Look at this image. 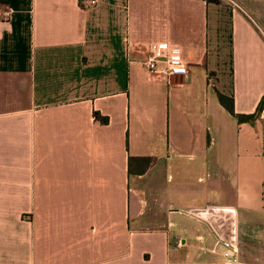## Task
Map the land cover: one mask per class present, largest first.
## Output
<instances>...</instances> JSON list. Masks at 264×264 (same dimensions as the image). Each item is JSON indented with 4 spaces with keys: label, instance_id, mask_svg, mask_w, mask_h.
I'll list each match as a JSON object with an SVG mask.
<instances>
[{
    "label": "crops",
    "instance_id": "obj_1",
    "mask_svg": "<svg viewBox=\"0 0 264 264\" xmlns=\"http://www.w3.org/2000/svg\"><path fill=\"white\" fill-rule=\"evenodd\" d=\"M233 1L0 0V264H264V0ZM164 42L186 76L142 66Z\"/></svg>",
    "mask_w": 264,
    "mask_h": 264
},
{
    "label": "built area",
    "instance_id": "obj_2",
    "mask_svg": "<svg viewBox=\"0 0 264 264\" xmlns=\"http://www.w3.org/2000/svg\"><path fill=\"white\" fill-rule=\"evenodd\" d=\"M227 1L233 8L239 9L233 0ZM97 3L98 0H83L86 7L96 6ZM2 17L7 20L10 17V11L5 10ZM141 64L152 76L167 82L173 77L188 74L187 65L180 58L179 47L167 42L150 44ZM262 197L264 198V183L262 184ZM236 251V247L231 245L226 254L228 259L223 264H237V258L233 257Z\"/></svg>",
    "mask_w": 264,
    "mask_h": 264
},
{
    "label": "trees",
    "instance_id": "obj_3",
    "mask_svg": "<svg viewBox=\"0 0 264 264\" xmlns=\"http://www.w3.org/2000/svg\"><path fill=\"white\" fill-rule=\"evenodd\" d=\"M216 96L220 105L232 116L234 117L239 124L241 123H252L257 114L253 115H241L237 114L234 110V100L232 97L225 96L221 93L216 92ZM95 118L100 120L101 123L106 124L108 122L107 118H101L98 113H95ZM141 159H129V175L133 172L131 170V164L133 165V161H139Z\"/></svg>",
    "mask_w": 264,
    "mask_h": 264
}]
</instances>
